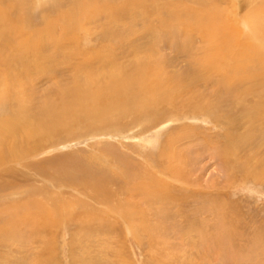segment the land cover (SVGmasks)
Returning <instances> with one entry per match:
<instances>
[{"label": "rangeland", "instance_id": "374dc122", "mask_svg": "<svg viewBox=\"0 0 264 264\" xmlns=\"http://www.w3.org/2000/svg\"><path fill=\"white\" fill-rule=\"evenodd\" d=\"M68 1H81L80 6L78 5L80 9L77 7L76 10L80 15L79 21L83 22V26L76 30L77 33L63 36L66 38L68 51L84 49L81 53L89 54L94 52L92 50H100L102 45L109 49L110 44L116 46L119 43L116 47H120V50L126 47L125 51L130 54V58L128 56L123 64L133 61L134 57L147 56L155 64L156 61L165 64L163 68L166 76L183 78L195 63L193 54L194 58H198L201 48L206 49L207 44L203 45L202 40L194 36L197 38L191 44L194 51L189 50L190 43H186L182 34L192 27L191 22L178 24L181 28L177 31L176 23L172 22L174 26L170 25L176 10L185 11L186 18H197L200 12L197 4L200 2L195 0ZM87 1L93 5L88 6ZM201 1L209 11H217L214 14L221 19L219 26L221 25L223 32L228 33V37H241L239 44L252 38V32L264 33V0ZM25 2V15L18 13L21 11L20 7L14 8L15 12L12 13H18V17L23 14L26 19L22 16L25 19L24 22L20 19L22 24L27 22L31 30L40 32L53 21L58 24L55 17L67 15L70 9L67 1L62 4L60 0ZM125 3L131 7V17L123 14L124 18L121 17L120 20L118 16L116 20L117 14H120L118 9L122 10V4ZM102 5L110 7L106 9ZM163 19L169 21L167 23L170 26L162 27L160 22ZM53 27L56 31L54 34L62 35L58 32L59 25ZM108 31L111 34L109 37ZM48 34H45L46 39L50 37ZM117 38L121 40L118 41ZM134 49L136 53L133 55ZM49 63L50 60L47 65ZM67 65L70 69V64ZM69 75V72L64 74L61 83H68ZM190 85L192 86L188 92L177 94L173 103L175 106L164 105L156 109V113L163 112L162 115L167 118L164 116L153 125H136L131 119H127L124 120L125 125H117L93 137L87 135V125L86 129L72 126L68 132H60L51 143L46 144L43 155L25 160L21 166L10 163L0 169V186L9 184L21 190L18 194L0 196V228L5 224L4 221L14 217L16 213L21 220L28 213L26 226H14L16 233L5 235L6 238L15 236V242L7 245L9 239L0 235V241L5 242L0 251V264H264V176L259 181L254 176L246 177L245 172H242L257 165L258 161H263L264 108L252 111L262 116L259 123L232 129L231 140L230 136L226 137L223 127L206 117V113L204 115L196 110L203 102L199 97L207 95V100L211 96L209 91V95L204 93L205 87L200 81ZM211 88L212 91L216 89L215 86ZM54 89V82L36 81L32 94L34 107L39 100L41 102L51 98L57 101ZM191 100L189 105H185ZM171 114L177 115L178 119H170L167 115ZM250 130L253 131L252 134ZM247 133L251 134V139H247ZM239 137L243 139L238 140ZM229 150H234V161L244 162L246 157H252L251 166L246 165L244 170L228 171L223 165V154ZM60 158L66 162L61 167L62 173L66 172L71 177L74 174L76 181L91 180L95 172L103 178L104 183L109 182L110 178L115 180L108 183L112 185L111 189L123 190L127 187L124 196L119 198V209L128 214V217L125 215L126 218L122 220L117 212L108 211L104 204L94 201L89 191L82 192L76 187L67 191L64 188L60 190L59 186L56 188L55 183L62 180L57 176L55 168L58 167ZM225 162L230 163L231 160ZM168 168L174 172L173 180L169 179ZM67 179L65 183L72 182ZM93 180L99 181L97 177H93ZM150 182L155 186L146 194L149 202H139L136 195L127 192L139 183L146 191ZM159 185L165 187L161 193ZM27 186L35 187L36 191L26 192ZM157 196L162 201H156ZM32 198L48 207L49 220L55 222L50 233L30 235V231H35L29 225L34 219L35 211L31 207L20 209V206L26 201H33ZM50 198H55L56 202L51 203ZM164 198H176L180 201L170 204ZM62 200L71 204L79 202L86 208H79L77 204L71 208L62 205L61 209ZM64 207L68 212L67 216ZM7 246L12 247V251Z\"/></svg>", "mask_w": 264, "mask_h": 264}, {"label": "bare ground", "instance_id": "6f19581e", "mask_svg": "<svg viewBox=\"0 0 264 264\" xmlns=\"http://www.w3.org/2000/svg\"><path fill=\"white\" fill-rule=\"evenodd\" d=\"M25 1L26 0H0V169L10 163L21 166L25 163V160L43 155L46 144L51 143L52 139L59 136L58 134H60V132H68L72 126H79L78 128L82 126L86 129L87 125V135L93 137L107 132L117 125H125L124 120L127 119H131V122L136 125L142 123L153 125L165 116L162 115L164 114L163 112H161V114L159 113L160 115L156 113L158 107L164 105L175 106L173 103L175 102L174 99H177V94L188 92L189 88L192 86L190 84H194V82L199 83V81L205 87L204 93L208 94L209 91L211 96L208 94L210 98L205 100L207 95L204 94L205 97L199 95L200 100H203V102L202 105H200V103L199 106L196 107V110L203 114L206 113V117L212 119L219 127H223L226 130V137L230 136L232 129H240L248 124L253 126L254 123L257 124L262 119L259 113H252V111L256 108H264V33L252 32V38L243 40V43L239 44L241 37H239L240 39L237 37L233 38V35H229L228 37V33L223 32L220 27L221 25L219 26L221 19H218V15L214 14L217 13V11L215 12L213 9L209 11L204 5L205 3L201 0H195L197 3L200 2L197 4L200 8L197 18H186V14H184L185 11L183 12V10H176L172 17L170 16V25H173L172 22L177 24V26H175L176 31L178 28L180 30L184 22L185 24L191 22L192 27L184 30L183 34L181 33L183 37L186 38V43H190V45H188L189 50H193L191 44L192 41H194V36L202 40L203 45L207 44L206 49L201 48V55L198 58H194L193 54L195 63H193V66H191L190 70L183 78L166 76L163 68L165 64L162 65L158 61H156L155 64L154 60L147 56H144V58L134 57L133 61L131 60L127 64H123L124 60L126 62L128 59V56L130 58V54H127L125 51V49H127L126 47L124 49L122 48L123 50H120V47H116L119 43L116 46L110 44L109 49H106L102 45L101 48H99L100 50H92L94 52L89 54L85 52L81 53L84 49L77 52L68 51L65 43L66 38L64 37L72 34V32H74L73 34L77 33L76 30H79L81 26H83V22L79 21L80 15L76 10L81 1L78 3H69L68 0H60L61 4L67 1L70 5H68L70 9L67 11V15L64 14V16L60 15L57 18L55 17V19H57L55 22H58V24L53 21V23L46 26L44 30L42 28V32H40V30H31L27 22L22 24L20 19H22V21L26 19L24 15L27 3ZM107 4H109V2ZM112 4H114V2ZM87 5L92 6L93 3L89 1ZM102 6L106 9L110 7ZM19 7L21 11L18 13L22 12L24 14H22V16L25 19H23L22 16H16L18 13L16 15L14 13L15 11L13 9ZM112 7L111 5V8ZM203 7L205 8L204 10ZM86 8L88 9V7ZM170 8L171 7H169V9ZM130 9L131 7L126 3L122 4V10L118 9L119 11H117L120 12V14H117L116 20L124 15L125 17H131ZM97 10L99 9L97 8ZM12 11L14 12L12 13ZM192 15L195 16V14ZM123 20L126 22L125 19ZM167 22L169 21L163 19L160 24L162 27H168L170 25ZM178 24L181 25L178 27ZM56 25H59L60 31L58 32H61L62 35L53 33L56 32L53 27ZM102 29L105 31L104 28ZM109 31L107 32V37L111 35L108 34L110 33ZM47 32L50 34V37L47 36L48 39L45 37ZM121 39H118V41ZM195 39L197 40V38ZM108 42L110 41L108 40ZM187 50L188 49H186V51ZM134 53H136L135 49L132 54L134 55ZM49 60L51 63L47 65ZM62 61L64 63H61ZM67 64H70V66L73 64L74 66L68 69ZM68 72L70 73L67 80L68 83L63 82V85L60 80L62 76ZM45 80L54 82L55 89L53 91L57 101L51 98L46 100L42 99L43 101L39 102V100L34 107V98L32 97L34 93V83H36V81L43 82ZM178 80H180V82H178ZM212 86L216 87L213 91L210 90ZM191 102L192 100L185 105H189ZM218 112L220 113L218 114ZM167 116H169L170 119H178L177 115L174 114ZM250 131L252 134L253 131ZM232 134L229 138L231 140H233ZM251 134L249 133L248 135L247 133L245 135L247 139L252 138ZM241 139L243 138H238V140ZM146 141H148V139ZM150 144L152 145V143ZM167 144L169 145V142ZM242 146L240 147L242 148ZM233 151L234 150H229L226 154H223L224 162H222L228 171L236 169L244 170L246 165L249 166L251 164L252 157H246L244 162L240 160L234 161ZM230 160V163L225 162ZM64 161L60 158L58 161L59 165H57L58 167H55L57 176L62 179L59 182L55 181L58 182L55 183L56 188L59 186L60 190L64 188L67 191L76 187L82 192L89 191L94 197V201L101 205L104 204L108 211L113 213L117 212L122 220L126 218V216L128 217V214L122 213L121 208L119 209L121 206L119 198L120 196H124L127 187L125 189L122 188L123 190L111 189L110 187H112V185L108 183L114 182L115 180L110 178L109 182L106 180L107 183H104L103 178L98 176L95 172L91 180L76 181L74 174L73 177H71L66 172L62 173L61 167L66 163ZM248 169L242 171L245 172L244 175L246 177L254 176L255 180L261 181L264 176V158L263 161H258L257 165ZM168 170L169 179L173 180L175 177L174 172L171 171V168H168ZM30 171L32 170L30 169ZM83 171H85V169H83ZM65 177L72 182L66 181L69 184L65 183ZM93 177H97L99 181L93 180ZM76 182H78V184H76ZM150 183L146 191L143 190L144 187L139 183L131 189L128 187L129 191L127 192L130 195H136L139 202H149L150 199L146 194L151 192L148 190L155 186L153 182ZM159 187L161 188V193L165 187L163 185H159ZM27 188L26 192L28 193L36 191V189L34 190L35 187L27 186ZM20 191L21 190L17 187L9 184L0 186L1 197L18 194ZM50 199L51 203L56 202V200H54L55 198ZM115 199L117 201H114ZM164 200L170 204L180 201V199L176 198H164ZM156 201L162 200H158L157 196ZM77 204L79 205L77 206ZM62 205H65V207L69 206L70 208L73 206L80 208L82 203H64L62 200L60 203L61 209ZM28 207H31L35 211V213H33V215H35L33 217L34 219H32V222H29V225L33 227L35 231H30V235L38 236V233H50L55 222L49 220L50 211L47 209L48 207L43 205V203L33 200L31 202L26 201L20 206V209ZM65 207L63 210L67 216L68 212H66L67 210ZM82 208H86V206H82ZM2 210L1 212L3 214L4 210ZM16 215L4 221L5 224L0 228V235L7 240L9 239L7 245L15 242L14 239L17 238H15V236L13 238H6L5 235H9L10 233L15 234L16 230L13 229L15 228L14 226H26L28 224V213L22 220ZM21 236H19L20 239ZM42 241H44V239H42ZM0 243V251H2L5 242L3 243L1 240ZM11 248L7 246V249L12 251ZM35 255H37V253Z\"/></svg>", "mask_w": 264, "mask_h": 264}]
</instances>
